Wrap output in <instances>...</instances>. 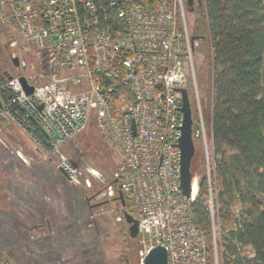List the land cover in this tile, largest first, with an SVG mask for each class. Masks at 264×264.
<instances>
[{
	"label": "built area",
	"instance_id": "1",
	"mask_svg": "<svg viewBox=\"0 0 264 264\" xmlns=\"http://www.w3.org/2000/svg\"><path fill=\"white\" fill-rule=\"evenodd\" d=\"M185 14L184 0H0V25L41 60L20 74L0 73V133L17 127L70 182L86 189L92 180L100 184L101 204L113 203L138 222L146 245L140 264L157 246L166 250L167 264H207L205 237L191 212L197 183L192 180L189 198L180 187L183 89L196 113L192 140L202 148L213 264L222 253L212 151L195 83L197 42ZM91 111L97 130L120 153L109 182L91 166L82 177L62 152L86 129Z\"/></svg>",
	"mask_w": 264,
	"mask_h": 264
},
{
	"label": "rangeland",
	"instance_id": "2",
	"mask_svg": "<svg viewBox=\"0 0 264 264\" xmlns=\"http://www.w3.org/2000/svg\"><path fill=\"white\" fill-rule=\"evenodd\" d=\"M195 13L194 10L191 16L185 14L189 27ZM12 35L9 27L0 25V73L15 75L21 70L18 67L19 70L12 71L8 66L11 61L8 54L13 53L9 41L15 39ZM199 47L197 42L196 49ZM25 48L27 69L29 65L37 67L31 44ZM194 72L209 137L211 82L202 74L205 62L198 53L194 55ZM196 77L203 86L197 84ZM204 98H207L206 108ZM96 122V113L91 111L86 129L62 152L76 163L82 177L87 176L84 169L91 166L109 182L121 161L120 153L97 130ZM195 145L192 180L197 183L205 177V167L201 145L198 142ZM53 162L42 157L20 129L3 127L0 133V254L7 264H140L146 245L139 237H129V226L115 204H101L97 199L101 185L92 180L91 189L77 186ZM119 214L123 222L117 221ZM241 254L251 257L252 251L244 247Z\"/></svg>",
	"mask_w": 264,
	"mask_h": 264
},
{
	"label": "trees",
	"instance_id": "3",
	"mask_svg": "<svg viewBox=\"0 0 264 264\" xmlns=\"http://www.w3.org/2000/svg\"><path fill=\"white\" fill-rule=\"evenodd\" d=\"M195 11L189 35L200 42L195 53L203 55L202 74L211 82L208 138L221 261L264 264V0H201ZM203 104L206 108L207 98ZM190 109L194 127L191 100ZM206 200L203 177L197 180L191 212L205 237L207 264H213ZM244 247L251 249V257L241 254ZM7 263L0 254V264Z\"/></svg>",
	"mask_w": 264,
	"mask_h": 264
},
{
	"label": "water",
	"instance_id": "4",
	"mask_svg": "<svg viewBox=\"0 0 264 264\" xmlns=\"http://www.w3.org/2000/svg\"><path fill=\"white\" fill-rule=\"evenodd\" d=\"M186 11L188 15H192L195 8L200 7L201 0H184ZM193 41V39H191ZM11 63L15 68L20 67L18 59L14 56H10ZM21 68H26V63H21ZM6 72L3 73L6 76ZM10 79V78H8ZM20 84L22 85L26 94H31L33 88L28 87L24 78L20 77ZM182 94V105L180 112L183 115V124L180 128V139H179V150H180V187L182 194L189 198L191 193L192 174L190 171L191 161L195 154V149L192 140V116L190 104L186 90H181ZM118 199L121 202L122 207L125 206V199L119 192ZM125 223L128 227V234L131 239H136L139 235L138 222L127 212L123 213ZM144 264H167V253L166 250L157 246L151 249L144 258Z\"/></svg>",
	"mask_w": 264,
	"mask_h": 264
},
{
	"label": "flooded vegetation",
	"instance_id": "5",
	"mask_svg": "<svg viewBox=\"0 0 264 264\" xmlns=\"http://www.w3.org/2000/svg\"><path fill=\"white\" fill-rule=\"evenodd\" d=\"M7 45H6V48H7ZM9 46H10V48L12 49V51L14 53V54L13 53L12 54H8L9 60H10V56L16 57L18 59L19 64H20V67L19 68L22 69L21 68V63L25 62L26 65H27V56L26 55L28 54V51L26 50L25 46H23L16 39H14L12 41H9ZM36 58H37L36 60L38 61L37 63L40 64L41 63V60H39L38 57H36ZM8 66H9V69L12 70V71L19 70V68H15L13 66V64L11 63V61H9Z\"/></svg>",
	"mask_w": 264,
	"mask_h": 264
},
{
	"label": "crops",
	"instance_id": "6",
	"mask_svg": "<svg viewBox=\"0 0 264 264\" xmlns=\"http://www.w3.org/2000/svg\"><path fill=\"white\" fill-rule=\"evenodd\" d=\"M46 208H47V207H45V208L43 209L44 212L46 211ZM47 211H48V210H47Z\"/></svg>",
	"mask_w": 264,
	"mask_h": 264
}]
</instances>
